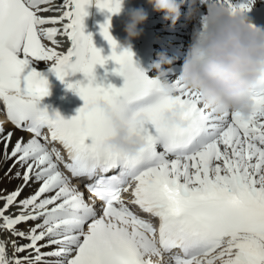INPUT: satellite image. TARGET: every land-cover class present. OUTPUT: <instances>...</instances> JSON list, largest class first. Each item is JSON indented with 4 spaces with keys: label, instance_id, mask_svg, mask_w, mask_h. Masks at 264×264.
Masks as SVG:
<instances>
[{
    "label": "snow or ice",
    "instance_id": "6c2138e0",
    "mask_svg": "<svg viewBox=\"0 0 264 264\" xmlns=\"http://www.w3.org/2000/svg\"><path fill=\"white\" fill-rule=\"evenodd\" d=\"M224 2L246 13L255 0ZM91 5L117 14L121 0H63L58 7L53 0H0V99L11 123L32 134L13 144L14 133L0 126V152L12 161L4 175L22 181L13 191L0 189V264H153V256L158 264H264V81L247 116L210 109L178 77L166 85L141 70L130 49L118 52L110 18L100 26L112 49L103 56L84 31ZM199 6L203 22L205 0ZM60 9L59 16L42 15ZM60 35L70 41L66 52L58 50ZM109 60L119 66L113 72L122 87L96 83V65ZM34 62H51L47 70L81 97L76 116L39 107L50 85ZM77 72L86 84L66 82ZM115 121L142 141L138 153L108 146ZM49 141H58L70 162ZM72 179L87 180L84 191ZM129 189L131 203L159 219L158 239L121 198Z\"/></svg>",
    "mask_w": 264,
    "mask_h": 264
},
{
    "label": "clouds",
    "instance_id": "9594fccd",
    "mask_svg": "<svg viewBox=\"0 0 264 264\" xmlns=\"http://www.w3.org/2000/svg\"><path fill=\"white\" fill-rule=\"evenodd\" d=\"M185 0H148L156 12L163 13L165 21L173 25L180 19L181 7ZM206 19L198 16L199 0H188V19H199L200 27L194 33L178 79L185 87L197 91L202 102L210 109L239 112L247 116L252 105V92L264 81V28L252 23L246 13H234L224 0H205ZM121 10V9H120ZM148 13L144 8H134L129 12L125 32L129 47L131 40L139 37ZM154 62L156 77L166 85L173 58L158 53ZM116 135L108 141V146L129 155L138 153L143 143L138 137H130L125 126L114 122Z\"/></svg>",
    "mask_w": 264,
    "mask_h": 264
},
{
    "label": "bare ground",
    "instance_id": "6f19581e",
    "mask_svg": "<svg viewBox=\"0 0 264 264\" xmlns=\"http://www.w3.org/2000/svg\"><path fill=\"white\" fill-rule=\"evenodd\" d=\"M248 1H234V3H247ZM259 0H255V2L251 5V9L256 7L257 4H258ZM62 2V0H58V1H54L53 0V6H56L58 7ZM62 9H60L59 11H50V12H47V13H42V15L44 16H47V17H51V16H59L61 15L62 13ZM204 14V10L203 9H200L199 10V13H198V16L199 18ZM163 16V13L162 12H157L156 13V16H155V19L159 22L161 21V17ZM170 21V20H169ZM169 21H165V20H162L161 23H167ZM191 29H194V30H198L199 27H200V23H199V19H195V20H191ZM51 26V25H49ZM58 39L63 41V46L60 47L58 50L59 51H62V49L64 48V42H65V36L63 35H60L58 36ZM42 43L46 44L47 46H51L50 42L47 41L46 39L45 40H42ZM34 66L37 67V69H45L47 67H50L51 66V62H34ZM177 77V76H175ZM173 77V78H175ZM0 126L3 127V129L5 130V133H7L8 131H11L14 133L13 137H12V143L14 144L16 139L17 138H20L22 137L25 141L30 139L31 138V134L25 132V131H21L19 129H15L13 128L12 126H10L9 124H1ZM56 146V143L55 142H48V147L51 148V147H55ZM2 145H0V149H2ZM12 161H8L7 163L4 162V159H3V154L2 152H0V189H7L8 191H13L15 190V188L17 186H19L22 181L20 180H16V179H13L11 181H9V179L7 177H5V172L7 171L8 167L11 165ZM17 169H13V173L16 171ZM38 187V185L36 184H33L31 185L30 187H26L21 195V199H23L24 197H27L30 193L34 192L36 190V188ZM21 228H27L28 225H21L20 226ZM8 234L7 233H4V236L6 237ZM20 243H27L26 240H21ZM45 251H47V249H45Z\"/></svg>",
    "mask_w": 264,
    "mask_h": 264
}]
</instances>
